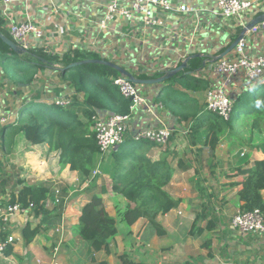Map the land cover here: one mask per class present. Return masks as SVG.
I'll return each mask as SVG.
<instances>
[{
    "label": "crops",
    "instance_id": "1",
    "mask_svg": "<svg viewBox=\"0 0 264 264\" xmlns=\"http://www.w3.org/2000/svg\"><path fill=\"white\" fill-rule=\"evenodd\" d=\"M252 1L254 6L242 16L225 18L217 13V0H170L173 10H158L159 17L164 20L163 25L145 26L139 18L120 17L103 27L101 22L107 12L108 0H0V15L5 20L10 37V20L22 22L32 19L43 29L42 44L56 51L48 55L54 58L52 68L39 69L36 81L30 88L19 84L23 90L16 88L12 81L8 82L0 62V113L11 121L5 125L18 124L22 111L31 103L55 104L56 98L66 93L73 94L71 86L60 77L58 69L64 66L65 53L76 50L83 56L93 53L99 58L105 57L148 76L150 72L160 75L154 69L155 64H167L159 69L167 71L182 64L191 55L206 56L205 68L196 73L204 84H199L203 85L197 89H185L190 98L196 101L189 104L192 105L189 110L196 107L206 110L208 90L217 87L221 81L219 76L212 73L214 63L240 36L247 24L264 15V0ZM182 4L189 6L191 11H180L178 7ZM245 37L247 53L251 57L257 58L264 53V29ZM233 52L225 57L233 55ZM178 56L184 58L180 60ZM137 86L138 91L141 89L142 92L139 93L152 106L153 113L175 129L170 142L164 146L149 147L148 150V157L153 161L159 160L165 149L175 156L172 159L175 173L167 190L175 199L182 201L177 208L160 217L166 233L156 235L144 218L133 226L121 220L118 211H124L130 203L112 190L113 181L107 173L110 163L107 165L105 160L109 154L103 157L99 154L95 168L98 173L86 179L79 171H73L69 166L62 167L60 152L50 151L47 143L31 145L20 135L10 139L9 129L2 133L5 125H1L0 200H10V191L18 189L20 179L30 187L49 188L54 197L46 205L58 206L63 202L65 209L61 216L55 215L49 221L48 229L37 235L29 246L24 244L22 228L27 222L36 224L38 219L33 217L32 211L13 216L4 239L13 235L15 241L9 244L12 245L11 253H7V249L4 254L0 252V264H100L103 260L109 264H119L116 254H128L132 260L145 264H264V238L241 233L231 225L233 215L243 210L238 193L247 175L241 169L247 170L255 161L264 160V154L257 149L231 147L229 139L225 137L212 150L206 143L204 130L193 143L186 134L191 125L185 120H177L157 100L161 86ZM36 91L41 93L38 100H34ZM202 93L205 104L202 103ZM71 104L55 105L68 107ZM78 108L82 110L84 104ZM95 114L100 117L111 115L100 111ZM157 120L156 115L152 117L146 109L137 107L131 114L126 139L134 140L137 131L159 126ZM4 142H7L6 146ZM242 152L249 157L250 164L241 163L237 155L240 153V156H244ZM13 179L17 180L13 182ZM103 189L107 190L102 194L105 208L116 219L118 228L111 243L113 253L109 256L103 250L91 255L87 241L73 230L79 224L83 206ZM262 195L264 197V191ZM57 197L60 202H56ZM195 221L205 231L192 236L190 230ZM209 241L211 245L207 247ZM94 255L97 263L92 262Z\"/></svg>",
    "mask_w": 264,
    "mask_h": 264
},
{
    "label": "trees",
    "instance_id": "2",
    "mask_svg": "<svg viewBox=\"0 0 264 264\" xmlns=\"http://www.w3.org/2000/svg\"><path fill=\"white\" fill-rule=\"evenodd\" d=\"M85 59L108 60L105 57L99 58L93 53H90V56H83L79 50L65 53L64 66L58 69V72L73 90L71 94L73 102L70 106L58 107L55 104L31 103L22 111L18 124L5 125L1 132L9 129L10 139L17 133H22L31 145L47 143L50 151L60 152L62 167L69 166L71 170L79 171L86 179H89L93 177L99 157V147L93 129V114L100 111L128 115L131 113V103L113 84L112 80L121 76V73L113 67L91 62L65 70L70 64ZM53 60L54 58L49 57L42 48L33 47L25 50L20 47L9 36L5 20L0 15V62L8 82L15 83L16 88L20 90L23 89L19 87V84L30 88L36 81L37 71L45 67L52 68ZM205 61H207L206 56L196 55L189 60L185 70L190 71L191 75H175L165 81L167 84H158L161 87L157 100L161 101L177 120H185L188 125H191L189 137L193 143L204 130L207 136L206 143L212 150L216 149L221 139L225 137L229 139L231 147L257 149L264 154V78L251 83L242 75L237 77L228 89V96L233 101L234 108L229 120L199 107L190 111L189 107L192 105L189 104L196 101L190 98L185 89H197L204 84L196 73L205 68ZM125 68L139 79L161 76V74L148 76L126 66ZM201 83L203 84L199 85ZM139 92L142 93L141 89ZM35 94L34 100L40 99L41 93L36 91ZM81 104H84V108L77 109ZM242 117L248 119L243 125L245 126L243 130L238 125ZM4 145L6 146L7 142H4ZM153 146L159 145L147 140L135 142L132 138H127L118 148L109 152L105 160L107 165L110 163L107 173L113 181V192L130 203L124 211H118L121 220L128 226H133L139 219L144 218L156 235L163 236L166 229L160 222V217L177 208L182 200L175 199L167 190L175 173L172 166L174 154L168 153L165 149L160 159L153 161L148 157L149 147ZM237 157L244 165L250 164L247 155L240 156L239 153ZM241 170L247 175L238 193L239 199L243 202L242 209L259 208L264 213L262 195L264 160H257L251 168ZM24 182L19 180L18 189L10 191L9 202H19L23 206L33 204V217L38 219V222L36 224L27 222L22 228L24 244L29 246L37 235L48 229L49 221L55 215L61 216L65 208L63 202L58 206L46 205L47 201L54 197L49 188L30 187ZM106 191L103 189L100 194H94L83 206L79 224L73 229L80 238L87 241L91 255L101 250L106 256L111 255L113 253L111 243L118 232L116 219L107 212L104 205L102 194ZM65 193H67L66 189ZM4 201L5 199L0 200V205L5 203ZM204 231L205 229L195 221L190 234L201 235ZM206 245L210 247L211 241ZM11 251L12 245H9L7 253ZM116 256L119 264H145L132 260L128 254H116ZM92 262H98L95 255L92 257ZM100 264L109 263L103 260Z\"/></svg>",
    "mask_w": 264,
    "mask_h": 264
},
{
    "label": "built area",
    "instance_id": "3",
    "mask_svg": "<svg viewBox=\"0 0 264 264\" xmlns=\"http://www.w3.org/2000/svg\"><path fill=\"white\" fill-rule=\"evenodd\" d=\"M108 7L105 18L102 20L103 27L110 21L117 20L120 17L128 19L139 18L145 26L163 25L164 20L159 17L158 10H173V4L170 0H108ZM217 13L225 18L240 17L254 6L252 0H218ZM180 11H191V8L185 4L178 7ZM6 16V14L4 13ZM264 29V20L254 25L247 34H256ZM9 32L12 39L20 47L29 50L33 47H42L47 55L56 53L49 47L44 46V32L35 24L32 19L22 22L9 21ZM247 38L244 36L234 48L233 55L218 59L212 68V73L219 76L221 81L219 85L207 92L206 110L229 120L233 114V101L228 96V89L239 75L244 76L249 82L253 83L260 78H264V53L257 58L251 57L247 53ZM113 84L117 86L125 99L129 100L131 113L128 115L111 114L100 117L98 114L92 116L93 129L96 133L99 154L101 157L112 150L118 148L126 140V135L130 129L131 114L137 107L146 109L152 117L156 115L159 126L142 129L134 134L135 141L147 140L159 146L168 143L175 132L174 128L162 122L157 113H153V108L142 96L137 85L124 76L114 78ZM71 94L63 95L56 98L54 103L58 106H67L71 104ZM161 109L162 106L159 105ZM8 116L0 113V126L10 123ZM190 129L186 130L188 135ZM244 155V152L241 153ZM98 173L97 170L93 175ZM59 193V191H57ZM61 200L57 197L56 202ZM33 204L23 206L19 202L11 203L6 201L0 205V252L5 253L9 244H13L15 237L9 235L4 239L3 235L7 234L8 224L13 216L31 212ZM232 227L247 234H254L264 238V213L259 209L239 210L231 220Z\"/></svg>",
    "mask_w": 264,
    "mask_h": 264
},
{
    "label": "water",
    "instance_id": "4",
    "mask_svg": "<svg viewBox=\"0 0 264 264\" xmlns=\"http://www.w3.org/2000/svg\"><path fill=\"white\" fill-rule=\"evenodd\" d=\"M262 20H264V15L259 18L258 20H253L251 21L249 24H247V26L244 28L243 32L240 34V36L232 43V45L224 52V54H222L220 58L225 57L228 53H230L232 50H234V48L237 46V44L239 43V41L244 38V36L247 34V32L257 23L261 22ZM199 55V54H197ZM194 55L189 56L188 58H186V60L183 61L182 64H179L178 66L172 68L171 70H167V71H159L160 68L165 67L163 65L160 64H155L156 67H154V69H157L158 72L161 74V76L156 77V78H145V79H139L136 78L132 73H130L125 66L122 64H118L116 62H112V61H108L105 59H85V60H81L78 62H74L72 64H70L69 66H67L65 68V70H69L71 68L77 67V66H81L87 63H91V62H98V63H102L105 65H109L111 67H113L114 69H116L117 71H119L121 73V76H124L126 78H128L129 80H131L135 85H150V84H162L163 82L169 80L171 77L175 76V75H180V76H186V75H191L190 71H185L186 67L188 65V62L191 58H194ZM178 58L181 60V58H184L182 56H178ZM172 61H169V63H171ZM168 63V64H169ZM130 68V67H129ZM133 69V68H130ZM141 71H146L141 69ZM163 73V74H162ZM155 75V73H151L150 72V76Z\"/></svg>",
    "mask_w": 264,
    "mask_h": 264
},
{
    "label": "rangeland",
    "instance_id": "5",
    "mask_svg": "<svg viewBox=\"0 0 264 264\" xmlns=\"http://www.w3.org/2000/svg\"><path fill=\"white\" fill-rule=\"evenodd\" d=\"M217 3H218V0H217ZM218 5V4H217ZM138 87V86H137ZM92 90V89H91ZM66 95H68V93H66ZM201 99H202V103H204L205 104V99H204V94L202 93V97H201ZM248 121V119H246L245 117H242L241 119H240V121H239V123H238V125L240 126V129L241 130H243L244 128H245V126H243L246 122ZM242 126V127H241ZM191 133H190V131H189V133H188V135H190ZM17 135H20L22 138H24L25 139V137L23 136V134L22 133H17ZM187 135V136H188ZM2 149H3V147H1ZM7 172H10L9 170L7 171ZM12 174H14V173H12ZM17 179H13L12 181L13 182H15ZM20 180V179H19Z\"/></svg>",
    "mask_w": 264,
    "mask_h": 264
}]
</instances>
